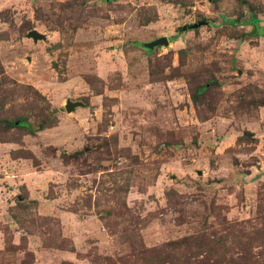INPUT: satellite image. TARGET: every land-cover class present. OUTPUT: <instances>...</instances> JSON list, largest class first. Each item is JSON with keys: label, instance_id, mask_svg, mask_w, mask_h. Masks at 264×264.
I'll use <instances>...</instances> for the list:
<instances>
[{"label": "rangeland", "instance_id": "1", "mask_svg": "<svg viewBox=\"0 0 264 264\" xmlns=\"http://www.w3.org/2000/svg\"><path fill=\"white\" fill-rule=\"evenodd\" d=\"M0 264H264V0H0Z\"/></svg>", "mask_w": 264, "mask_h": 264}, {"label": "water", "instance_id": "2", "mask_svg": "<svg viewBox=\"0 0 264 264\" xmlns=\"http://www.w3.org/2000/svg\"><path fill=\"white\" fill-rule=\"evenodd\" d=\"M206 22L205 21H198L195 24L189 25L187 28L189 30H195L198 29L201 26H205ZM27 38H30L33 42H36L37 40H41L43 38V36L39 33H37L34 30H30L27 32L26 34ZM168 44L167 39L165 37H159L156 38L148 43L143 44L144 48H146L147 50H152L156 47H161V46H166ZM79 106L77 103H70V102H66L64 105V110L65 112H70L72 111L73 108Z\"/></svg>", "mask_w": 264, "mask_h": 264}, {"label": "trees", "instance_id": "3", "mask_svg": "<svg viewBox=\"0 0 264 264\" xmlns=\"http://www.w3.org/2000/svg\"><path fill=\"white\" fill-rule=\"evenodd\" d=\"M17 122V125H19V126H23V127H25L26 125H25V123H23V122H21V121H16ZM16 124V123H15ZM12 125H14V123L12 124Z\"/></svg>", "mask_w": 264, "mask_h": 264}]
</instances>
